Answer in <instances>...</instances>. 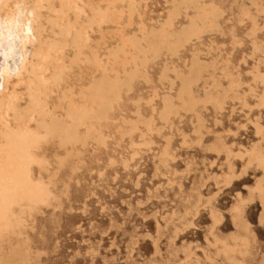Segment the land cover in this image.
Here are the masks:
<instances>
[{"label":"rangeland","instance_id":"rangeland-1","mask_svg":"<svg viewBox=\"0 0 264 264\" xmlns=\"http://www.w3.org/2000/svg\"><path fill=\"white\" fill-rule=\"evenodd\" d=\"M243 1L188 7L184 0H135L134 9L119 7L124 15L117 24L95 30L76 63L69 44L67 72L50 109L61 106L62 115L66 94L79 95L100 80L103 71L88 63L94 55L111 80L121 81L120 98L95 124L103 140L90 139L72 154L56 142L44 147L50 202L22 215L10 244L24 251L25 264H264V169L245 155L254 146L264 152V85L256 78L264 76V0ZM211 9L214 25L203 22L201 35L178 47ZM127 39L134 47L124 49ZM189 80L195 105L186 108L180 93ZM165 100L175 110L166 120ZM239 240L248 243L244 252L232 260L221 253L223 243Z\"/></svg>","mask_w":264,"mask_h":264},{"label":"bare ground","instance_id":"bare-ground-1","mask_svg":"<svg viewBox=\"0 0 264 264\" xmlns=\"http://www.w3.org/2000/svg\"><path fill=\"white\" fill-rule=\"evenodd\" d=\"M184 1L188 7L196 6L200 2V0ZM243 2L245 4V0ZM124 3H129L132 9L135 8V0H0V264H25L24 251L21 248L10 247L12 236L24 223L22 215L31 214L35 208L50 202L51 192L44 178V172L47 169L44 147L50 142H56L61 148L71 149L70 154H72L77 146L85 145L90 139L103 140V136L96 130L95 124L106 119L108 109L114 102L119 101L122 83L120 80H111L108 77L107 67L97 56L94 55L88 59V63L95 64L98 69L103 71V75L99 81L84 90L82 89L83 91L79 95H75L73 92L66 94L62 115L58 114L61 106H55L53 110L50 109V98L62 85L67 72V65L65 66L63 63V54L69 44L76 50L77 55L72 61L76 63L82 52L87 49L90 38L96 29L101 30L110 23L117 24L121 19L124 14L119 7ZM215 13V9H211L201 14L199 21L189 25L188 30L179 37L177 46L180 47L188 41L191 42L192 38L199 37L203 32V22L208 21L209 25L213 26ZM129 20L133 19L129 17ZM171 21L169 25H172ZM141 25L144 24L138 26ZM158 25H160L159 22ZM120 35L123 38V35ZM167 40L168 32L163 30L160 34V42L166 44ZM123 43L124 49L128 46L134 47L133 41L129 39ZM112 73L113 71L110 74ZM11 78L17 79V84L12 88L10 87ZM256 78L264 85V76L258 75ZM192 84V80L184 83L180 93L181 101L186 108L195 105V98L191 91ZM17 85H23L24 92H18ZM260 97V102L264 105V94ZM209 99L219 103L217 98L210 97ZM174 111L172 102L165 100L163 119H168ZM180 121L182 120L180 119ZM261 127L263 128V126ZM257 130L259 134L262 133L261 128ZM261 140L264 142V135ZM245 155L249 157L250 162L256 163L264 169V152L258 146H254ZM166 162L168 163V161ZM62 163L60 159H57V164L61 165ZM258 190L261 191L262 188ZM23 205L25 209L21 211V214H17V207ZM236 210L240 211V207H237ZM5 245L10 247L7 252L4 251ZM247 246L246 240H239L235 246L223 243L221 253L232 260L234 252H244L243 249H246ZM16 259L19 261L16 262ZM208 259L212 260L209 256Z\"/></svg>","mask_w":264,"mask_h":264}]
</instances>
